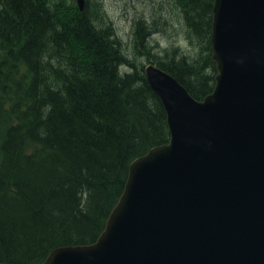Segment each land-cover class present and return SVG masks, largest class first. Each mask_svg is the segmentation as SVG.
<instances>
[{
    "label": "trees",
    "instance_id": "trees-1",
    "mask_svg": "<svg viewBox=\"0 0 264 264\" xmlns=\"http://www.w3.org/2000/svg\"><path fill=\"white\" fill-rule=\"evenodd\" d=\"M212 2L173 0L183 51L150 41L142 19L127 46L99 0L82 11L76 0H0V262L41 264L96 241L131 161L169 141L143 62L196 100L213 90Z\"/></svg>",
    "mask_w": 264,
    "mask_h": 264
},
{
    "label": "water",
    "instance_id": "water-1",
    "mask_svg": "<svg viewBox=\"0 0 264 264\" xmlns=\"http://www.w3.org/2000/svg\"><path fill=\"white\" fill-rule=\"evenodd\" d=\"M210 45L217 74L201 101L145 66L169 142L131 162L93 244L41 264H264V0H214Z\"/></svg>",
    "mask_w": 264,
    "mask_h": 264
},
{
    "label": "rangeland",
    "instance_id": "rangeland-1",
    "mask_svg": "<svg viewBox=\"0 0 264 264\" xmlns=\"http://www.w3.org/2000/svg\"><path fill=\"white\" fill-rule=\"evenodd\" d=\"M95 1V0H90ZM104 16L109 21L118 38L129 46L133 41V21L142 19L160 30L155 40L160 48L180 47L185 50L186 25L175 11L173 0H99ZM176 1V0H175ZM0 110V122L4 116Z\"/></svg>",
    "mask_w": 264,
    "mask_h": 264
}]
</instances>
